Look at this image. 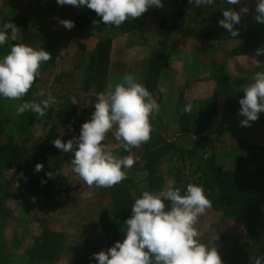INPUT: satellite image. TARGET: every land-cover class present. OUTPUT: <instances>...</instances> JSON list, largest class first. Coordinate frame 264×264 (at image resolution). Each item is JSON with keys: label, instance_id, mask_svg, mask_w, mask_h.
Masks as SVG:
<instances>
[{"label": "rangeland", "instance_id": "obj_1", "mask_svg": "<svg viewBox=\"0 0 264 264\" xmlns=\"http://www.w3.org/2000/svg\"><path fill=\"white\" fill-rule=\"evenodd\" d=\"M228 7L230 6L228 5ZM232 7L236 11H240L243 7L248 8L247 12L241 13V19L244 20V26L255 32L257 37H252L251 40L253 41H249V46L244 48L245 52L242 55L232 53L234 48L239 46L238 41L224 38L216 39V37L214 38L216 35L214 28L211 29L210 34H207L209 32L203 28L206 23H203L204 21L207 20V24L210 25L211 17L216 16V14L221 15L226 9L224 0H216L214 5L206 8L196 7L189 1H187L186 6L176 8L168 0H163V7L155 8L159 11V17L163 16L166 19V25L163 27L167 31L165 32L166 36L159 35L155 24L151 25L147 18L140 24H136L134 19L129 18L127 20L129 23L124 29L111 26V35L115 36V34L123 31L122 33L127 32L128 35L141 36L146 41L147 46L162 50L161 54L166 57L168 66L169 64L175 66V71L170 68V65L166 70L158 73L157 79L161 74L162 76L170 75H166L164 78L167 79V84H163V86H169L172 82L171 84L174 85L178 93L177 103L183 108L186 104H191V112L187 113V131L182 133L179 131V135L175 139L183 155L182 172L188 179H194L198 176L195 173L196 165L211 155L222 160L224 167L227 168L231 165L232 156L249 157L251 152L257 154L261 148H264V112L259 114L257 121L250 122V126H241L240 121L244 117L239 114V108L235 107V113H233L226 111L224 107L227 98H237L236 94L231 92L230 97H228L229 95L219 91L216 85L217 77L226 75L229 84L235 91H238L253 82V76L256 72L264 71V54L256 55L257 48L264 49V24L258 23L255 19L257 14L255 11L256 0H241V4ZM152 13L150 10V14ZM90 15L92 16L87 7L61 6L56 3V0H0V19L11 18L19 26L26 24L30 30L38 32L37 34L40 36L36 37L38 39L36 44H27L34 48H39L43 44V36L50 37L55 43L51 33H55L57 27L59 28L60 20L70 19L73 21L75 26L69 30L70 33H74ZM48 33L49 35H47ZM156 34L162 40H155L153 36ZM144 36L148 38L146 39ZM135 44L136 48H140L138 41ZM56 60L57 58L54 65L50 67L51 70L47 67L45 86L51 83L53 75H57ZM94 67L87 68L85 73L79 74V78L81 82L90 76L94 77L93 79H98L100 86L96 89L103 92L101 81L103 77L101 73H96L93 70ZM145 67L146 64L143 68ZM39 90L41 91V87L37 91L39 92ZM151 94L154 99L161 97L159 91L157 94V87L152 90ZM35 95V93L32 94V96ZM73 100L76 102L78 114H83L85 121L90 119L94 111L95 101L87 102L82 95L75 96ZM24 101L29 100L0 98V143L12 142L21 148L28 149L33 140L40 141L43 138L42 148L49 154V158L53 161L52 165L57 167L56 185L50 199L45 200L40 197L30 199L28 196L22 199L20 196L24 192L25 180L19 173L18 162L14 161L10 165H7L6 161L1 163L0 174L9 182L10 189L18 197H5V206L10 212V218L6 220V225L2 227L0 233V239L3 240V246L0 248V264H31L33 261H28V257L23 252L27 246H32L35 243L43 228L55 229L67 236L65 252L59 260L52 262V264H76L75 250L80 233L86 235L96 246H100L104 240L103 236L101 239L97 235L95 220L89 213L93 206H85L86 203L79 205V200L84 197L88 198L90 195L95 196L97 193L100 195L107 193L104 197L107 198L110 194V188L88 186L72 171L70 163L72 154L63 153L53 146V141L60 135L58 129L63 128L65 142L72 138L71 130H69L71 119H66L65 116L60 115L64 106L55 102L53 107L51 106L53 112L49 121L36 122L30 127V132H20L17 127L16 108ZM38 101V99L34 100L37 103ZM177 111L178 116H180L178 107ZM180 124L179 121V128ZM157 126L159 127L156 122L151 126L152 130L157 129ZM148 143L151 142L132 148L130 152L124 151L123 147L113 149L121 157L130 154L134 157L133 167L124 170L127 179L117 184V186L123 185L129 188L132 198H138L144 190H148L145 187V173L143 171L147 161L145 146ZM152 146H158V144L153 143ZM262 161L264 162V152H262ZM165 168L162 165L161 173L165 178L166 187L168 179ZM149 191L159 192L156 190ZM104 198L101 200L100 206H110V203ZM97 220L99 222L98 217ZM196 227L202 242L210 245L214 243L223 264L251 263L255 251L245 239L237 218L228 216L223 211L215 210L211 204L206 213L199 218ZM83 241L81 240V242ZM84 244L85 241L82 246ZM107 249L100 247L99 251H106ZM81 263L94 264L92 259L91 262ZM33 264L42 263L37 261Z\"/></svg>", "mask_w": 264, "mask_h": 264}, {"label": "clouds", "instance_id": "obj_2", "mask_svg": "<svg viewBox=\"0 0 264 264\" xmlns=\"http://www.w3.org/2000/svg\"><path fill=\"white\" fill-rule=\"evenodd\" d=\"M56 3L73 7H87L101 18L99 23L119 27L129 18L135 19L150 7H163V0H56ZM196 7H209L216 0H189ZM230 7L222 12L218 24L233 38L239 35L235 25L240 23L243 7L236 11L232 6L241 0H224ZM258 23L264 24V0H256ZM60 23L67 29L74 22L68 19ZM93 21V24H97ZM16 39L17 27L14 23L0 26V47L9 39ZM264 54L257 48L256 55ZM51 54L42 47L34 48L26 44H14L6 55L0 56V98L20 100L32 87L39 75L42 63L51 59ZM164 89L161 88V91ZM239 99V114L244 117L241 126H250L264 112V71L253 76V82L243 89ZM41 96L44 92L41 91ZM56 102L49 92L39 103L24 101L16 112L21 115L27 111L45 116L46 110ZM73 104H76L73 100ZM160 105L150 91L132 75H126L123 82L113 85L97 94L91 118L84 121L78 136L63 139V128L53 141V146L63 153H71L72 171L88 186L111 188L127 179L125 169L133 167L135 160L130 154L121 157L107 142L112 133L124 151L139 147L151 138L150 117L159 112ZM183 112H191V104H186ZM69 130L71 128L69 127ZM43 165L37 163L35 171L40 172ZM49 179L53 173H46ZM167 202V203H166ZM211 207V201L202 184L188 183L176 186L170 178L167 186L159 192L144 190L131 205V215L124 221L125 233L106 251L93 253L90 259L96 264H223L214 243L207 244L200 239L197 222ZM214 242V241H213ZM251 264H264V255L257 256Z\"/></svg>", "mask_w": 264, "mask_h": 264}, {"label": "trees", "instance_id": "obj_3", "mask_svg": "<svg viewBox=\"0 0 264 264\" xmlns=\"http://www.w3.org/2000/svg\"><path fill=\"white\" fill-rule=\"evenodd\" d=\"M169 3L173 4L176 8L186 6L189 0H168ZM225 8L227 4L224 3ZM152 14H150V10ZM142 16L134 19L136 24H140L144 19H149V23L155 24L157 32L159 35L166 36L167 31L163 29L166 25L165 17H159V11L155 7H150ZM92 16H87L86 18L98 17L97 14L90 10ZM92 11V12H91ZM96 15V16H95ZM160 18V19H159ZM223 16L217 15L212 16L210 25L207 24V20L204 21L205 25L203 28L210 34L211 29L214 28L216 39H228L239 42V46L234 48L232 53L236 55H242L245 52V47L249 46V41L252 37H256V33L247 29L244 26V20L241 19L240 23L235 25L238 29L239 35L233 38L226 29L218 24V21L222 19ZM159 19V21H157ZM156 20V22H155ZM5 23H14L17 27L16 39H11V30L8 32L9 39L6 41L5 45L0 47V56L6 55L10 50L11 46L14 44H36L40 36L36 31H32L26 26H19V24L11 18L0 19V26ZM129 21H125L119 26L120 29H124ZM157 23V24H156ZM84 24L80 28H82ZM26 36L27 39H26ZM257 38V37H256ZM43 44L40 46L47 50L51 54V59L42 63L39 69V75L35 79L32 87L29 89L28 93L23 97V100H39L46 99V95L41 96L37 91L38 88H42L45 85V74L51 66L54 65L55 59L58 56L57 45L48 36L42 37ZM253 41V40H251ZM108 41H101L98 43L96 50L90 57L88 68L95 66L94 71L96 73H101L103 79L106 73L104 70L105 52H107ZM242 48V50H241ZM165 56L163 54L152 55L147 63L146 67L143 69L141 74V83L150 91L157 87V76L158 73L168 68ZM47 67H49L47 69ZM94 77H86L83 91L91 90L92 93L98 94L101 91L96 89L100 86V81L98 79H93ZM102 83L104 80H102ZM95 84H92V83ZM216 85L219 91L224 94L229 95L231 92L236 94L237 98H227L225 101L226 111L235 113V107L240 108L239 99L243 93V89L234 90L233 87L228 82V76H218L216 80ZM35 93V96L32 94ZM75 96H81L79 92L71 93L65 102L61 103L64 108L60 111L61 116H65L66 119H71L70 128L72 138L78 136L80 132V127L85 121L83 114H78L77 107L73 104V98ZM237 100V101H236ZM54 105V104H53ZM53 105H51L53 107ZM59 106V105H57ZM50 107L46 110L45 116H38L37 114L27 111L21 115H18L17 127L21 131H29L30 127L34 123H39L40 121H49L53 112V108ZM61 107V106H60ZM180 114V131H187V113L183 112V107L177 103ZM44 127V126H43ZM40 140V139H39ZM44 139L40 141L33 140L30 147L21 148L16 143L8 142L5 144L0 143V165L2 162L10 165L12 162L17 161L20 169L19 173L22 174L24 183V192L20 198L24 199L28 196L30 199L42 198L50 199L54 193V187L56 185V175L57 167L52 165L53 161L49 158V154L42 148V143ZM146 146L145 151L147 154V161L143 167L145 173L144 181L145 187L148 190L160 191L165 187V178L161 173V167L164 165L166 167L165 172L167 179L174 178L176 181V186H186L188 183L202 184L208 198L211 201L215 210L223 211L224 214L228 216L237 218L240 227L243 230V234L248 244H250L254 249V260L257 256L264 255V162L262 161V152L264 148L259 150V153H250L249 157L235 155L232 156L231 165L227 168L224 167L222 160L217 159L215 155H211L199 164L196 165L195 173L198 176L194 179H188L182 172L181 163L183 161V155L180 147L176 144V141H166L160 136L158 128L152 130L151 138ZM153 143H157L158 146H152ZM160 144V145H159ZM152 147V148H151ZM236 149V148H235ZM28 150V151H26ZM37 163L43 165V169L40 172L35 171V166ZM53 173V178L49 179L46 173ZM167 180V181H168ZM68 186V185H67ZM18 197L10 189V184L5 180V178L0 174V233L2 227L6 225V220L10 218V212L5 206V197ZM132 193L129 188L115 185L110 188V194L105 201L110 203V206L101 207L99 210L98 218L101 226L102 236L104 238L100 246L93 245L94 242L88 239V237L82 233L79 234V243L76 247V261L75 263H88L91 262V256L93 253L99 252L100 247L109 248L115 241L122 240L125 233L123 228L125 227V220L131 215V205L134 203L132 198ZM167 203V202H166ZM110 209V210H109ZM66 234L63 232H58L55 229L43 228L42 233L36 238L35 243L31 246H27L24 249L23 254L28 257V261H46L54 262L59 260L65 252L66 244ZM87 238V240H86ZM85 244L82 246L83 242ZM3 246V240L0 239V248ZM83 249L81 252H77ZM98 250V251H97ZM80 258V259H79ZM79 259V260H78ZM94 264L96 262L93 260ZM251 264V263H250Z\"/></svg>", "mask_w": 264, "mask_h": 264}, {"label": "crops", "instance_id": "obj_4", "mask_svg": "<svg viewBox=\"0 0 264 264\" xmlns=\"http://www.w3.org/2000/svg\"><path fill=\"white\" fill-rule=\"evenodd\" d=\"M63 19V18H62ZM65 20V19H63ZM70 20V19H68ZM101 19L98 17L87 18L82 28H78L74 33H70L69 29L59 22V28L55 33H51V36L55 39V44L58 49V56L56 60L55 69L57 75L51 77V83L41 88V91L46 95L49 92L55 97L56 102L63 103L67 97L73 92H79L87 102L90 100L96 101V94L91 90L83 91L85 78L81 82L79 74H83L87 71L90 57L97 48V45L101 41H108L107 52H105L104 70L106 73L103 81V91L109 84L115 86L117 83L123 82L126 75L132 74L141 83V74L143 67L147 63L148 59L155 54H161L162 50L157 48H150L147 46L146 41L142 37L128 35L126 33L111 35V26L99 23ZM61 21V20H60ZM93 21H97V24H93ZM69 30V33H68ZM49 35V33L47 34ZM146 39L147 36H144ZM157 41L162 40L157 34L153 36ZM138 41L140 48H136L135 42ZM171 65V69L175 71V66ZM166 70V69H164ZM168 70V69H167ZM173 71V72H174ZM162 72V71H161ZM170 76L165 74L159 75L157 79V94L161 93V97L156 99L160 105L159 112L150 117L151 126L156 122L159 127L158 132L161 137L166 141H175L179 135V116L177 111V90L174 85L170 83L169 86H163L167 84L165 77ZM171 80V78H170ZM161 88L164 90L161 91ZM108 144L115 150L121 148L119 142H117L109 133L107 136ZM107 195L95 194V196L84 197L79 200L81 203H86L85 206H93L89 213L95 220V227H97V235L102 239L101 226L97 220L100 210L101 200ZM91 208V207H90ZM85 215V212H84ZM79 237V236H78ZM79 239L77 240V243ZM77 245V244H76ZM33 261L31 264H33ZM42 264H52V262L38 261ZM30 264V263H27Z\"/></svg>", "mask_w": 264, "mask_h": 264}]
</instances>
